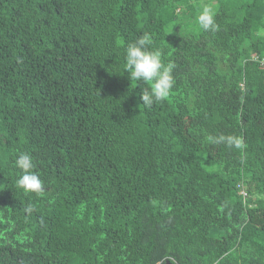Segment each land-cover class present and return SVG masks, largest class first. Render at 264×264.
Returning a JSON list of instances; mask_svg holds the SVG:
<instances>
[{"label": "trees", "instance_id": "obj_1", "mask_svg": "<svg viewBox=\"0 0 264 264\" xmlns=\"http://www.w3.org/2000/svg\"><path fill=\"white\" fill-rule=\"evenodd\" d=\"M144 34L175 64L150 108ZM263 59L264 0H0V264H264Z\"/></svg>", "mask_w": 264, "mask_h": 264}, {"label": "clouds", "instance_id": "obj_2", "mask_svg": "<svg viewBox=\"0 0 264 264\" xmlns=\"http://www.w3.org/2000/svg\"><path fill=\"white\" fill-rule=\"evenodd\" d=\"M195 23L204 32H216L219 26L215 21V12L211 5H204L195 17ZM153 39L144 34L135 42L127 45L124 53V72L137 82L149 85V89L141 95V100L146 108L155 103L166 100L175 86L173 62L164 63L162 51L152 48ZM206 140L210 144H225L241 152V163L245 162L244 149L246 145L241 136L236 135H208ZM15 166L21 171L16 181L17 187L25 194L42 196L45 192L40 174L35 171L36 165L31 154L20 153L15 160ZM27 212L32 211L29 206Z\"/></svg>", "mask_w": 264, "mask_h": 264}, {"label": "built area", "instance_id": "obj_3", "mask_svg": "<svg viewBox=\"0 0 264 264\" xmlns=\"http://www.w3.org/2000/svg\"><path fill=\"white\" fill-rule=\"evenodd\" d=\"M261 66L264 68V59L261 61ZM241 194H243L244 196L246 195V192L242 189Z\"/></svg>", "mask_w": 264, "mask_h": 264}, {"label": "water", "instance_id": "obj_4", "mask_svg": "<svg viewBox=\"0 0 264 264\" xmlns=\"http://www.w3.org/2000/svg\"><path fill=\"white\" fill-rule=\"evenodd\" d=\"M165 264H170V262L167 260V261L165 262Z\"/></svg>", "mask_w": 264, "mask_h": 264}]
</instances>
